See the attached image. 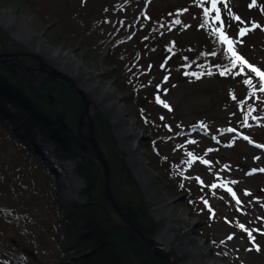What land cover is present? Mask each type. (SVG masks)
I'll list each match as a JSON object with an SVG mask.
<instances>
[{"label": "rangeland", "instance_id": "rangeland-1", "mask_svg": "<svg viewBox=\"0 0 264 264\" xmlns=\"http://www.w3.org/2000/svg\"><path fill=\"white\" fill-rule=\"evenodd\" d=\"M37 3L60 8L63 19L74 20L70 28L94 40V51L57 42L45 18L12 1H0V32L8 38L10 50H20L36 62V71L60 74L69 82L51 76L70 85L81 101L83 95L88 108L82 117L99 114L104 118L112 135V154L119 155L120 173L140 191L157 224L152 240L159 251L174 264H201V258L206 264H264V173H252L264 168V148L256 147L264 145V91L247 67L242 74L239 69L232 75H220L221 70H212L215 63L196 62L200 51L195 47L205 32L200 3L213 12L211 0ZM226 3L227 8L224 2L217 8L231 14L225 23L235 29L232 40H242L234 45L236 53L264 71V0H256L254 6L253 0ZM253 25L260 28L243 37L237 35L241 28L252 29ZM247 79L251 85L244 83ZM6 109L16 112L10 106ZM24 148L21 152L10 144L0 159V236L6 237L9 253L18 259L20 255L12 249L35 255L45 247L24 232L21 223L11 222L7 211L29 214L35 205L44 206L46 200L37 198V182L45 187L43 192L51 194L60 213L83 202L79 194L84 188L75 172L78 160L56 158L53 146L39 138ZM152 159L161 163L171 188ZM21 176L35 183L26 199L20 197L22 201L16 195L28 188L21 191ZM36 245L37 250L33 249ZM43 259L26 264L55 263Z\"/></svg>", "mask_w": 264, "mask_h": 264}, {"label": "trees", "instance_id": "trees-1", "mask_svg": "<svg viewBox=\"0 0 264 264\" xmlns=\"http://www.w3.org/2000/svg\"><path fill=\"white\" fill-rule=\"evenodd\" d=\"M0 1L23 4L35 15L45 18L50 26L49 31L57 34V42L82 45V48L94 51L91 43L94 40L91 39L90 42L85 34L70 28L69 24L75 22L73 19H63L60 8L54 10L46 5L40 6L41 3L37 1L41 0ZM200 4V16L205 21V32H200L201 36L195 47L200 51L196 62L215 63L216 66L211 67L217 72L225 71V68L231 69L226 73L228 75L238 73L239 65L232 68L231 53L228 52L226 44L221 43L216 32L221 24L214 19L215 12H209V16L205 17L204 9L207 6L205 3ZM219 10L223 32L232 40L235 29L230 23H225L231 18V14L224 9ZM2 34L0 32V54L4 55L0 59V159L2 154H6L8 145L18 146L22 152L27 144L39 138L40 141L53 146L56 158L78 160L75 172L84 187L79 194L83 202L73 204L60 213L51 194L43 192L45 187L37 182V198L42 196L46 200L44 206L35 205V211L29 214L18 215L7 211V218H10L11 222L21 223L24 232L39 240V244L44 243L45 249L41 253L39 244L33 248L38 249L35 251L36 261L41 263L40 259L44 256L43 260H51L54 264H170L163 252L146 244L119 218L104 197L101 165L91 145L83 139L89 131L88 121L91 122L93 137L109 166V186L113 198L132 224L145 237L153 238L157 224L147 212L140 191L120 173V163L116 161L119 155L112 154L114 144L104 118L99 114L90 115L87 119L82 117L83 103L73 88L62 79L36 71V62H31L20 50H10L9 42H6L8 38L3 34L4 38ZM109 36L105 45L111 40L112 33ZM16 51L18 56L14 55L17 54ZM45 67L48 68V65ZM47 89H51L53 102L39 96L40 91ZM8 106L16 111L15 114L6 109ZM60 116L63 117L62 123L57 121ZM148 149L154 153L153 148ZM154 160H151L153 167L171 188V181L163 171L161 163ZM20 179L21 191L23 187L28 190L20 191L16 197L20 199L23 196L26 199L27 192L34 190L35 183L30 178L24 179L23 176ZM173 194L177 196L176 191ZM32 243L31 240L29 245ZM8 249V240L5 236H0V264H26L31 260L20 249H12L18 252L20 259L9 253Z\"/></svg>", "mask_w": 264, "mask_h": 264}, {"label": "snow or ice", "instance_id": "snow-or-ice-1", "mask_svg": "<svg viewBox=\"0 0 264 264\" xmlns=\"http://www.w3.org/2000/svg\"><path fill=\"white\" fill-rule=\"evenodd\" d=\"M221 2H224V7L225 8L228 7V5L226 3V0H211V11H214L215 12L214 19L216 21H219L220 24H221V27L218 28V29H216V32H217V34L220 37L221 43H224V44H226L228 46L227 50H228L229 53H231V57H232V68L234 69V68L237 67V65H239V67H240V73H238V74H242L244 72V68L247 67L250 72L255 73V75L259 78V80H260V90L261 91H264V71H261L260 69L252 66L242 56H240L239 54L236 53L235 48H234V45L237 44V43H242V40H239V41L231 40L223 32V21L220 20V10H219V8H217V4L218 3H221ZM255 2H256V0H253L252 6L255 5ZM209 12H210V10L208 8H205L204 9V15H205V17L209 16ZM233 19L234 20H237V21L240 20L239 17H233ZM176 23H180V21L177 20ZM257 28H260V25H253L252 26V29H249V28H241L239 30V32L237 33V35H239L240 37H243V36L247 35L250 31H252L254 29H257ZM230 71H231V69L225 68V71L220 72V75H225L227 72H230ZM207 74L208 75H211L212 73L209 72ZM197 78H199V77H197ZM244 83L247 84V85H251L252 84V81H251V79H247V80L244 81ZM157 102L162 103V101H160L158 97H157ZM163 106L166 107V108L169 107L167 104H164ZM169 110H171V109L169 108ZM246 121H247V117H245V122ZM228 131L231 132V131H234V129H228ZM244 139L245 140H248L249 143H252V141L249 140L248 137L245 136ZM256 147H258V148H264V145H256ZM188 155L190 157H192V154L191 153H189ZM192 158L195 159V157H192ZM257 159H259V158L257 157ZM202 162L203 163H207V161H202ZM256 171H259L261 173H264V168L253 169L252 170V173H254ZM252 173H249V174H252ZM213 187H215V186H213ZM228 191L231 192V189H228ZM232 195H233V198H235V193H232ZM205 203H207V202H205ZM237 203H239V200H237ZM209 211H211V209H209ZM241 228L243 229V225H241ZM262 234H264V233H262ZM248 236H249V239L254 242V239L255 238L252 236V233L251 232H248ZM231 238L232 237H229V239H231ZM255 250L256 251H259L260 250V248H259L258 245L255 246Z\"/></svg>", "mask_w": 264, "mask_h": 264}, {"label": "water", "instance_id": "water-1", "mask_svg": "<svg viewBox=\"0 0 264 264\" xmlns=\"http://www.w3.org/2000/svg\"><path fill=\"white\" fill-rule=\"evenodd\" d=\"M51 75L54 76H59L61 77L60 74L55 73L50 71L49 72ZM63 80H65L67 83L69 82L66 78L61 77ZM39 96L47 99L50 102L54 101V96L51 93V89H47V90H43L39 92ZM80 97L82 98L83 101V105H84V111H83V115H87V108H88V102L84 99L83 95H81L80 93ZM57 121L59 123L63 122V117H57ZM84 140L86 142H88L91 147L92 150L94 151L100 165L102 168V175H103V187H104V197L106 199V201L110 204V206L112 207V209L115 211V213L119 216V218L126 223L128 226H130V228L138 235L140 236V238L146 243L148 244L150 247H152L155 250H160L159 246L155 243V241L145 237L139 230L138 228L132 224V222L127 218V216L123 213V211L119 208V206L117 205L115 199L113 198V195L111 193L110 190V186H109V182H110V170H109V166L107 161L105 160L100 148L98 147L96 141L94 140L93 137V129L90 125L89 127V133L88 136L86 138H84ZM11 243L13 246L15 247H19L14 241L11 240ZM23 253L25 255H27L29 258L33 259L35 261L36 257L34 255L33 252L31 251H27V250H23ZM168 260L170 261L171 264H174L173 260L171 259V257L169 255H167Z\"/></svg>", "mask_w": 264, "mask_h": 264}, {"label": "bare ground", "instance_id": "bare-ground-1", "mask_svg": "<svg viewBox=\"0 0 264 264\" xmlns=\"http://www.w3.org/2000/svg\"><path fill=\"white\" fill-rule=\"evenodd\" d=\"M12 36H13V34H12ZM14 37V36H13ZM94 101H95V99L94 98H92ZM98 100V99H97ZM102 102V101H101ZM105 109V108H104ZM107 112V111H106ZM89 118V117H88ZM118 136V135H117ZM118 138V137H117ZM95 154V153H94ZM152 240V239H151ZM196 253H197V250H196ZM199 256L201 257L202 255H201V252L199 253ZM204 259L205 258H201V261H203L201 264H206L205 263V261H204Z\"/></svg>", "mask_w": 264, "mask_h": 264}]
</instances>
